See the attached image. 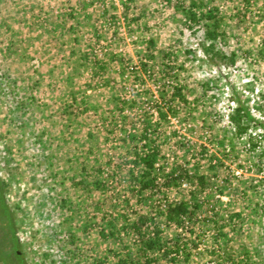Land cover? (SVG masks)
I'll use <instances>...</instances> for the list:
<instances>
[{
	"label": "rangeland",
	"instance_id": "rangeland-1",
	"mask_svg": "<svg viewBox=\"0 0 264 264\" xmlns=\"http://www.w3.org/2000/svg\"><path fill=\"white\" fill-rule=\"evenodd\" d=\"M194 1L189 22V0H82L76 76L47 81L51 96L16 78L0 46L1 191L24 264H140L131 223L183 247L159 264H264V132L236 134L228 118L234 91L264 124V0ZM207 10L220 19L212 41ZM33 41L29 65H48ZM174 85L186 102L157 120ZM143 120L159 150L151 191L130 165ZM177 201L192 211L180 227L164 214Z\"/></svg>",
	"mask_w": 264,
	"mask_h": 264
},
{
	"label": "crops",
	"instance_id": "crops-1",
	"mask_svg": "<svg viewBox=\"0 0 264 264\" xmlns=\"http://www.w3.org/2000/svg\"><path fill=\"white\" fill-rule=\"evenodd\" d=\"M82 4V0H0V46L3 44L13 50L14 65L9 66L16 71V78H24V74L38 78L40 87L35 93L39 96L49 93L47 81L53 85L52 81L61 80L64 73L76 76V60L72 61L68 56L74 53L76 34L69 27L73 24V13L88 8L87 3ZM63 6L69 9L64 15L61 13ZM33 39L43 41L42 49L46 51L48 65H29L36 60L32 54L36 48ZM35 66L40 71L34 70ZM73 77L68 79L73 80ZM43 88L44 92L41 91Z\"/></svg>",
	"mask_w": 264,
	"mask_h": 264
},
{
	"label": "trees",
	"instance_id": "trees-1",
	"mask_svg": "<svg viewBox=\"0 0 264 264\" xmlns=\"http://www.w3.org/2000/svg\"><path fill=\"white\" fill-rule=\"evenodd\" d=\"M196 5L194 0H189L186 9V17L188 21L193 22L196 21L195 13L190 10V8ZM200 17H203L207 20H210V28L205 31L206 38L209 41L214 40L220 33L217 31L219 25V18L215 16V14L211 10H207L205 13H199ZM151 41V40H149ZM208 44H211L209 42ZM146 59L140 58L138 63L139 68L145 71V65H147L146 61H150L153 58L152 53H146ZM82 58H86L84 55ZM230 62H232V58L228 57ZM233 101L234 106L231 109V112L228 115V118L236 132V134H244L247 132V129L250 124H254L264 132V124L258 121L251 113L250 109L246 105L244 101H242L237 94L233 91ZM176 98L180 102H186L185 97L182 95L180 88L176 85L171 87V92L169 96L168 103L161 109L159 105H155L157 120H165L168 115L174 114V109L171 107V101ZM143 114V113H142ZM154 132V129L150 127V125L143 120L140 123V129L137 134V140L139 142V147L136 145H131L130 149V165L131 167L138 168V173L136 176L132 177L138 184L139 191H151L154 185L155 176L152 174L153 165L156 161V156L159 153L158 146L151 139L150 134ZM148 145V147H146ZM2 183L0 181V209L1 212L5 215V218L8 220L9 211L7 206L4 203L2 197ZM192 211L188 208L187 203L185 201H177L173 203H165L164 205V214L165 220L167 223H172L177 227L182 226L183 219L186 216L191 215ZM238 212H233L229 214V218L234 216H238ZM130 228L136 234L138 239V251L139 256L141 257L140 264H159L158 259L165 258L169 263H173L178 258L179 250H182V246L177 241H173L171 239H165L161 235L159 229H154L150 234H146L141 231V228L136 223H131ZM101 236H106L102 231L99 232ZM158 253V255H154V253ZM187 257V253H184L183 258ZM123 264H135L132 261L122 260Z\"/></svg>",
	"mask_w": 264,
	"mask_h": 264
},
{
	"label": "flooded vegetation",
	"instance_id": "flooded-vegetation-1",
	"mask_svg": "<svg viewBox=\"0 0 264 264\" xmlns=\"http://www.w3.org/2000/svg\"><path fill=\"white\" fill-rule=\"evenodd\" d=\"M17 247L10 215L7 220L0 209V264H24L22 253Z\"/></svg>",
	"mask_w": 264,
	"mask_h": 264
}]
</instances>
